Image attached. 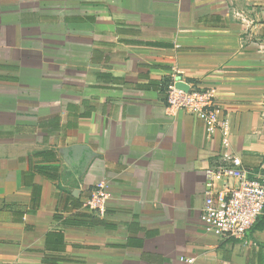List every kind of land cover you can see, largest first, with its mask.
I'll return each mask as SVG.
<instances>
[{
	"label": "crops",
	"instance_id": "1",
	"mask_svg": "<svg viewBox=\"0 0 264 264\" xmlns=\"http://www.w3.org/2000/svg\"><path fill=\"white\" fill-rule=\"evenodd\" d=\"M176 71L215 89L227 153L260 167L264 0H0V264H264V215L242 240L202 226L222 145L167 109Z\"/></svg>",
	"mask_w": 264,
	"mask_h": 264
},
{
	"label": "built area",
	"instance_id": "2",
	"mask_svg": "<svg viewBox=\"0 0 264 264\" xmlns=\"http://www.w3.org/2000/svg\"><path fill=\"white\" fill-rule=\"evenodd\" d=\"M243 9H235L236 18L249 22ZM182 82L186 85H178ZM167 109L186 111L204 122L208 140L220 135L222 150L205 170L206 188L201 208L204 229L222 240L245 239L258 219L264 215V160L260 167H249L241 156L228 154L231 122L214 88L199 82H187L176 71L164 86ZM109 187L102 181L95 185L84 207L95 215L107 211ZM182 264H193L195 259L182 255Z\"/></svg>",
	"mask_w": 264,
	"mask_h": 264
},
{
	"label": "water",
	"instance_id": "3",
	"mask_svg": "<svg viewBox=\"0 0 264 264\" xmlns=\"http://www.w3.org/2000/svg\"><path fill=\"white\" fill-rule=\"evenodd\" d=\"M178 85L186 88V85L184 83H182V82H179Z\"/></svg>",
	"mask_w": 264,
	"mask_h": 264
}]
</instances>
